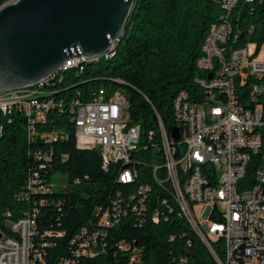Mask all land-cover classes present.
<instances>
[{"label": "trees", "instance_id": "16d2710c", "mask_svg": "<svg viewBox=\"0 0 264 264\" xmlns=\"http://www.w3.org/2000/svg\"><path fill=\"white\" fill-rule=\"evenodd\" d=\"M7 1L0 0V6ZM221 14L211 0H134L111 57L73 67L45 86L55 106L44 122L36 121L29 130L33 117L27 120L19 110L8 115L0 110V230L9 235V223L33 218L32 244L41 258L34 264H213L206 248L177 216L166 187L157 186L152 167L162 165L159 153L153 152L159 142L157 120L168 133L176 127L172 104L180 92L190 103L205 97V90L194 83L203 77L195 61ZM229 21L237 23L235 46L245 38L259 45L264 0L237 3ZM98 90L106 98L119 92L126 102L127 124L139 127L130 164L136 176L129 185L117 182L119 164L103 171L100 149L76 147L69 109L74 101H90ZM251 169L247 165L246 176ZM55 174L63 177L58 190L52 184ZM142 185L150 188L144 220L128 212L113 227L102 228L99 219L110 201L116 195L136 194ZM163 200L171 212L161 205ZM155 209L162 214L157 223L149 218ZM81 231L103 235L96 237L92 257L74 253L71 241Z\"/></svg>", "mask_w": 264, "mask_h": 264}, {"label": "built area", "instance_id": "2783aa9c", "mask_svg": "<svg viewBox=\"0 0 264 264\" xmlns=\"http://www.w3.org/2000/svg\"><path fill=\"white\" fill-rule=\"evenodd\" d=\"M211 1L219 5L222 14L205 35L195 61L203 77L194 83L204 84L205 97L189 104H182V92L175 97L172 114L177 141L169 138L157 120L159 142L152 146L162 165L152 168L157 186L166 187L177 216L200 240L213 264H264V200L257 199V184H264V31L257 37L259 45L245 38L235 46L237 23H227V16H232L237 3L247 0ZM250 32L248 29L246 34ZM76 59L66 60L63 66ZM60 78L53 75L32 88L2 91L0 107L5 115L14 110L33 115L30 130L36 121L44 122L48 110L55 106L44 88ZM125 110L119 92L106 98L103 90L86 103L72 102L69 109L76 147L86 149L81 145V133L98 139L100 153H105V172L119 164L117 182L129 185L130 177L136 176L130 158L137 148L139 127L127 124ZM147 137L151 138V133ZM247 165L252 166L248 176ZM182 172H189V180H182ZM211 176H218V183H211ZM149 193V186L142 185L126 198L116 195L99 219L102 228L113 227L128 212L143 221ZM177 197L189 202V211L178 207ZM161 205L168 213L173 210L165 200ZM196 207L200 213L209 209L204 221L196 215ZM158 212L155 209L149 215L153 223L162 215ZM31 222L33 218L23 217L9 223V235L0 230V246H7V253L0 254V264H13L17 257H24V264L41 259L33 248ZM101 236L100 231H81L71 241L74 253L92 257L96 237ZM129 261L135 262L134 258Z\"/></svg>", "mask_w": 264, "mask_h": 264}, {"label": "water", "instance_id": "95a60500", "mask_svg": "<svg viewBox=\"0 0 264 264\" xmlns=\"http://www.w3.org/2000/svg\"><path fill=\"white\" fill-rule=\"evenodd\" d=\"M133 5L134 0H13L2 4L0 93L32 88L56 74L68 59L101 57L122 38ZM168 135L178 140L176 128Z\"/></svg>", "mask_w": 264, "mask_h": 264}, {"label": "bare ground", "instance_id": "6f19581e", "mask_svg": "<svg viewBox=\"0 0 264 264\" xmlns=\"http://www.w3.org/2000/svg\"><path fill=\"white\" fill-rule=\"evenodd\" d=\"M9 2V1H7ZM247 3V2H246ZM227 23H230L229 21V16H227ZM238 33V28L237 32ZM235 42H236V35H235ZM117 43L112 44L110 46V49L108 50L107 53L104 54V57L101 59H107L111 57V54L114 51L115 46ZM100 59H79L77 58L76 60L73 61V64H67L63 66L56 74H54V77H61L62 73L72 69L73 67L85 64V63H95ZM198 85L204 89V84L198 83ZM190 102L188 101L186 95L183 94L182 92V104H189ZM194 103V102H191ZM0 110L2 113L3 109L0 107ZM24 117L27 120H32L33 115H24ZM81 145L82 147L86 149H92V148H98L100 149V141L96 138H93L89 135V133H81ZM101 159H102V164H103V171H105V153H101ZM131 158H130V164H131ZM114 166V165H113ZM133 176L130 177V183H132ZM182 180H189V172H182ZM211 183H218V176H211ZM257 199L258 200H264V184H257ZM177 205L178 207L181 208L182 211H189V202L184 198V197H177ZM32 223H31V232H32ZM7 253V246H0V254H6ZM13 264H24V257H17Z\"/></svg>", "mask_w": 264, "mask_h": 264}, {"label": "rangeland", "instance_id": "374dc122", "mask_svg": "<svg viewBox=\"0 0 264 264\" xmlns=\"http://www.w3.org/2000/svg\"><path fill=\"white\" fill-rule=\"evenodd\" d=\"M63 177L59 174H55L52 176V184H53V189L58 190L60 187L63 186ZM196 215L200 217L202 221H204L207 217V214L209 212V209L203 210V212L200 213V210L196 207L194 208Z\"/></svg>", "mask_w": 264, "mask_h": 264}]
</instances>
